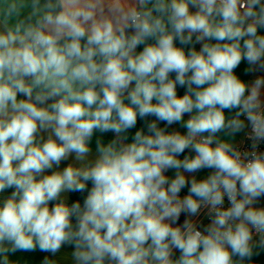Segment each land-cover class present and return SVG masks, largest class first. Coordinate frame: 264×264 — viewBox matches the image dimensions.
Wrapping results in <instances>:
<instances>
[{"label": "clouds", "instance_id": "9594fccd", "mask_svg": "<svg viewBox=\"0 0 264 264\" xmlns=\"http://www.w3.org/2000/svg\"><path fill=\"white\" fill-rule=\"evenodd\" d=\"M260 28L264 0H0V264L65 246L70 264H254L264 75L234 70L264 72ZM245 128L250 150L217 136ZM97 132L114 138L93 154Z\"/></svg>", "mask_w": 264, "mask_h": 264}, {"label": "crops", "instance_id": "0c3cea01", "mask_svg": "<svg viewBox=\"0 0 264 264\" xmlns=\"http://www.w3.org/2000/svg\"><path fill=\"white\" fill-rule=\"evenodd\" d=\"M190 10L195 11L196 9L191 8ZM258 34L264 35V28L258 29ZM213 42H215V41H213ZM195 47L197 50H199L201 45L196 44ZM142 48H143V46L138 47L137 51L138 52L142 51ZM248 69H249V66L247 64V61L242 60L241 64L234 71L239 76V78H241L243 81H245L249 85H251V83L255 80V78L257 76L264 75V72H251ZM185 90L186 89L180 88L178 86V89H177L178 95L182 96L184 94ZM262 94H264V89H262ZM262 98H264V95H262ZM235 111H237V110H232V111L225 110V114H226V116L231 117L232 115H234ZM188 118H189L188 114H185V117H184L185 121ZM241 118L244 119V117H241ZM153 119H154V117H148L147 121L150 122ZM165 126H166L165 122L160 123V127H165ZM140 128H144L145 131H147V129L145 128V121L138 119V123H137L136 128L131 129L126 133V135L128 136L127 142H131L132 137L135 134V131L140 129ZM167 130L168 131H179L181 134H186V131H187V129L179 123H175L171 126H168ZM248 130H249V128H245L243 131L235 134L234 136L229 135L226 132L218 133L217 136L220 140L230 142L236 147L237 145H239L243 141ZM97 138H101L105 143H107L109 140L114 138V133H111V132L104 133V134H101L99 132L95 133L93 140L91 142V148L93 150V154H95L96 139ZM185 155L194 156L195 153L190 152L189 150L186 149L185 153L181 154V156L179 158L183 159ZM72 163H74V157H70L68 160L62 161L61 165H60V170H62L64 167H66ZM211 171H212L211 169H202V170L198 171L197 173H194L191 175H195L197 179H202V178L207 177L211 173ZM166 175H168L170 178H174L175 170L174 169L169 170L168 172H166ZM185 175L189 180L191 179V175H189L187 173H185ZM13 190L14 189H7V190H5V192L0 193V200H3L5 198H7L8 196H10L11 192ZM187 193H188V189L185 188L181 191L180 195L183 197ZM62 198L65 199V202L68 204L69 193L62 194ZM184 218H185L184 215H182L181 216V222L183 221ZM194 219H196V218H194ZM72 250H73L72 247L65 246L61 249L60 253H57V255L55 257H53V256H51L50 253L41 252L37 248L35 251H31V252L17 251L16 253H11V254H9V259L11 261L15 262V264H43L44 258L46 256H48L51 259L58 260L59 264H70L69 255L72 252ZM175 255L178 257L179 252L177 251L175 253ZM253 261H254V264H264V250H262L259 255L254 256Z\"/></svg>", "mask_w": 264, "mask_h": 264}, {"label": "built area", "instance_id": "2783aa9c", "mask_svg": "<svg viewBox=\"0 0 264 264\" xmlns=\"http://www.w3.org/2000/svg\"><path fill=\"white\" fill-rule=\"evenodd\" d=\"M249 133H250V128H249L247 134L245 135L243 141L239 145L236 146L242 152L246 151V150H250V148H251V141L247 138ZM258 149L260 151H264V142H262L261 144L258 145ZM262 197L264 198V196H262ZM228 206H230L229 202H228L227 198H225L224 207L226 208ZM206 211H207L206 209L202 210L201 216L196 218L198 221H201L205 225L210 222L206 216Z\"/></svg>", "mask_w": 264, "mask_h": 264}, {"label": "trees", "instance_id": "16d2710c", "mask_svg": "<svg viewBox=\"0 0 264 264\" xmlns=\"http://www.w3.org/2000/svg\"><path fill=\"white\" fill-rule=\"evenodd\" d=\"M89 189L91 188V183L88 185ZM87 193H72L69 192V200L68 205L70 206L73 202L79 200L81 205H83V199L86 197ZM259 200H262L264 202V198L260 197Z\"/></svg>", "mask_w": 264, "mask_h": 264}, {"label": "rangeland", "instance_id": "374dc122", "mask_svg": "<svg viewBox=\"0 0 264 264\" xmlns=\"http://www.w3.org/2000/svg\"><path fill=\"white\" fill-rule=\"evenodd\" d=\"M264 202L262 200H257V202L255 203L254 207H257V208H264Z\"/></svg>", "mask_w": 264, "mask_h": 264}]
</instances>
